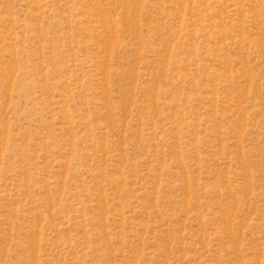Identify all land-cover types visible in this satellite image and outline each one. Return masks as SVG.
<instances>
[{
  "label": "rangeland",
  "instance_id": "374dc122",
  "mask_svg": "<svg viewBox=\"0 0 264 264\" xmlns=\"http://www.w3.org/2000/svg\"><path fill=\"white\" fill-rule=\"evenodd\" d=\"M0 264H264V0H0Z\"/></svg>",
  "mask_w": 264,
  "mask_h": 264
}]
</instances>
